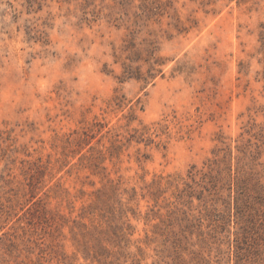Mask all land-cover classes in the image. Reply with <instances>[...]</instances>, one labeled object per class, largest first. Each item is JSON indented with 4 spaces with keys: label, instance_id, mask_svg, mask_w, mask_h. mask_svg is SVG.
<instances>
[{
    "label": "rangeland",
    "instance_id": "1",
    "mask_svg": "<svg viewBox=\"0 0 264 264\" xmlns=\"http://www.w3.org/2000/svg\"><path fill=\"white\" fill-rule=\"evenodd\" d=\"M144 5L165 10L149 21ZM178 19L187 32L178 31ZM133 37L156 40L166 63L164 77L149 87L117 79L123 68L116 56ZM152 123L169 128L148 146L125 147L117 164H103L106 171L82 162L91 146H109L108 131L129 136ZM263 127L264 0H0V259L8 233L19 238L18 250L5 255L9 264H100L86 258L82 231L75 239L71 227L90 224L82 207L105 176L141 194L155 176L188 180L193 168L207 172L223 143L234 162L242 146L256 163L260 151L264 163ZM90 128L101 132L89 146L78 143ZM141 155L149 157L140 163ZM43 207L53 219L40 217ZM130 207L129 243L104 242L122 251L114 264H264L258 228L237 244L235 223L215 231L205 221L182 233L177 222L168 229L154 217L159 207L141 195ZM160 213L166 221L167 211Z\"/></svg>",
    "mask_w": 264,
    "mask_h": 264
},
{
    "label": "trees",
    "instance_id": "2",
    "mask_svg": "<svg viewBox=\"0 0 264 264\" xmlns=\"http://www.w3.org/2000/svg\"><path fill=\"white\" fill-rule=\"evenodd\" d=\"M160 8L144 5L141 9L150 21L151 18L162 16L161 12L165 9L160 12L158 10ZM157 22L160 23V20ZM176 27L180 33L188 30L182 26L179 19ZM159 51L156 40L150 38L144 39L142 43H137L133 37L124 47L122 56H116L117 61L122 62L123 68L122 75L117 77L119 83L135 80L149 87L159 77H164L163 69L166 63L159 56ZM114 102L120 105V97H116ZM98 126L100 129L104 128L101 124ZM168 128L167 124L152 123L133 129L132 132H127L129 136H125L117 130H115L116 132H113V130L108 131V135H110L109 146H104V149H95L91 146L90 150L93 153L89 156L83 155L81 160L87 163L88 168L94 169L96 173L100 174L102 171H106L103 164L108 159L113 164L120 161V156L125 147H130L134 142L138 145L146 143L148 146L154 143L153 136L161 137ZM100 129L98 128L97 131L91 128L88 129L78 139V143L82 142L84 145L89 146L91 139L96 138V133L101 132ZM263 131L264 127L261 129V134H263ZM101 141L102 139L99 140V145H102ZM223 145L225 147L216 152V158L208 162L207 172L193 168L189 171L188 180L174 175L155 176L151 183H148L142 189L141 194L135 188L130 191L127 189L121 190V178L118 180L119 183H115L116 180L105 176L104 179L107 180V183L103 188L93 193V202L82 207L81 220L89 218L90 224L78 221L74 227H71L75 239L78 238L76 229L82 231L80 236L85 242L83 253L86 254V258L92 257L100 264H114L120 260L119 256H122V251H109L104 242L112 240V245L119 249H122V242L129 243L127 237L130 235L128 232L132 230V226L125 219L130 212L136 215V211L130 207V204L135 203L139 195L143 199L153 202L155 208L159 207L158 211L154 212V217L160 218L168 229H174L175 222H177L183 233L196 226L201 229L206 221L209 222L207 228L212 227L215 231H225L228 226H231V223H235L237 244L242 238H248L251 232L257 230V228L260 233H264V172L259 170L260 167H264V163L260 162L261 153L256 151L258 153V163H256V156L250 148L248 150V148L238 146V152L244 156H236V162H234L231 148L226 143H223ZM257 149H260V145L257 146ZM138 153L140 154V150ZM221 154H223L222 158H220ZM247 156L252 158L249 159L251 163L246 162L245 157ZM148 157L147 155H141L138 157V162L141 163L143 158L147 160ZM38 171L37 174L43 172V170ZM141 178L144 179V177ZM199 182H203V184H199ZM226 191L229 194L224 198L222 193ZM124 195L130 196L127 203L122 201ZM195 200L199 201L197 210H200L197 216L192 214ZM1 206V209L6 208L5 204H1ZM185 207H188V211L184 209ZM42 209L40 217L43 220H45L44 216L47 214H50L51 219L54 218V213L47 211L46 207ZM161 210L167 211L165 219L167 223L163 219V214L160 213ZM59 216L67 222L63 215L59 214ZM4 236L1 245L4 256L1 257L0 264H9L5 255L9 253L7 257H11V253L18 250L17 240L19 238L8 233ZM138 249L143 253L141 247H138ZM111 258L115 259L110 261Z\"/></svg>",
    "mask_w": 264,
    "mask_h": 264
}]
</instances>
